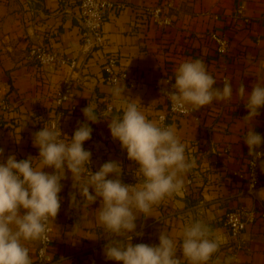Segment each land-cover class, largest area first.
Returning <instances> with one entry per match:
<instances>
[{"label": "crops", "instance_id": "obj_1", "mask_svg": "<svg viewBox=\"0 0 264 264\" xmlns=\"http://www.w3.org/2000/svg\"><path fill=\"white\" fill-rule=\"evenodd\" d=\"M108 1L117 5L106 11L102 49L85 57L78 53L81 27L77 0H0V100L9 106L8 111L0 109V162L9 155L17 160L38 157L34 134L48 127L61 82L71 75V97L59 121L64 141L69 142L80 124L87 122L92 133L83 148L91 152V168L96 172L105 162L117 161L122 165L121 181L131 180L139 186L143 178L108 127L107 120L122 115L123 100L103 82L101 52L114 55L118 66L139 81L138 89L126 88L123 95L138 99L140 110L155 123L157 115L166 109L159 91L164 79L175 78L182 62L201 59L217 81L215 88H223V79L231 81L233 97L201 108L200 123L191 117L174 120L172 127L185 146L191 167L183 174L179 191L153 205L151 216L137 219L141 242H130L158 246L160 233L167 230L179 245L184 227L201 220L222 241L208 264H264V225L260 219L242 234V250L236 249L222 224L224 214L231 210L245 208L257 215L264 211V193L262 198L259 195L264 190V171L260 186L252 194L241 178L249 156L244 138L252 127L243 119L248 115L244 106L247 91L253 84L264 85V0ZM163 2L172 6L171 25L159 28L144 9ZM238 7L243 8L247 23L233 20ZM212 32L226 35L227 54L216 53L209 38ZM35 45L77 58L79 66L75 70L38 67L26 58L28 49ZM241 83L246 89L244 99L235 92ZM88 104L95 106L100 118L96 123L86 121L83 115ZM107 106L112 111L106 112ZM258 111L253 122L255 132L264 129V106ZM43 171L47 173L48 168ZM61 184L60 209L51 225L52 257L61 264H118L105 256L108 233L96 219L100 200L89 206L74 205L73 194L77 201L82 198L67 170ZM74 211L79 212L77 223L70 219ZM25 246L33 258L38 241L26 242ZM235 252L238 260L233 262L230 257ZM176 258L183 259L180 249Z\"/></svg>", "mask_w": 264, "mask_h": 264}, {"label": "clouds", "instance_id": "obj_2", "mask_svg": "<svg viewBox=\"0 0 264 264\" xmlns=\"http://www.w3.org/2000/svg\"><path fill=\"white\" fill-rule=\"evenodd\" d=\"M216 83L203 60H186L176 68L174 83L167 82L165 85L170 84V88L162 90L174 110L198 111L214 101L233 97L230 80L223 81L222 89L215 88ZM125 89L121 81H114L112 93L123 100L122 115L107 120L108 127L112 138L126 151L127 158L138 164L136 173L143 178L142 183L139 186L122 183V165L117 161L105 162L96 172L88 171L91 152L85 150L83 144L91 138L92 129L87 122L80 124L69 142L60 138L62 132L55 123L44 126L33 137L34 146L39 148L38 157L18 161L15 155H9L6 161L0 162V264H33L25 246L30 241L43 245L40 256L47 261L48 223L59 212V193L66 170L71 173L73 188L82 198L77 201L73 194L74 205L89 206L100 200L96 219L108 233L104 249L107 259L118 264H208L219 251L222 241L201 220L184 227L179 245L167 230L160 233L158 246L130 242L133 234L140 235L136 232L137 219L151 216L153 205L183 187L182 177L191 163L174 127L148 120L138 106L139 100L123 95ZM235 92L244 99V84L241 83ZM244 106L248 115L243 119L252 123L244 143L249 156L258 158L264 152L255 149L264 140L254 131L253 122L264 106V85L251 86ZM82 111L86 121L96 123L100 120L94 105L88 104ZM2 154L0 149V156ZM36 158H39L38 163L34 164ZM45 168H52L54 172L46 173ZM110 176L113 178L109 179ZM262 193L264 190L259 193L261 198ZM178 249L182 251V260L176 258Z\"/></svg>", "mask_w": 264, "mask_h": 264}, {"label": "built area", "instance_id": "obj_3", "mask_svg": "<svg viewBox=\"0 0 264 264\" xmlns=\"http://www.w3.org/2000/svg\"><path fill=\"white\" fill-rule=\"evenodd\" d=\"M79 9V24L81 27L80 34V45L78 53L82 56H87L94 51H101L104 42L103 24L106 11L114 8L117 4H114L108 0H77ZM171 4L169 2H163L157 6L146 7L144 11L150 16L153 22L159 28H166L171 25V16L169 11L171 9ZM235 21L242 19L247 23L246 18L243 14V8L238 7L233 15ZM212 43H214L216 53L219 55H225L228 52L229 41L226 35L212 32L209 35ZM26 58L29 62H32L38 67H51V68H62L68 67L71 70H75L79 66V60L77 58H67L63 56L57 50H49L42 45H35L28 49ZM101 58L103 61V82L109 86L113 87L114 81H121L123 85L129 90H136L139 87V81L128 74L125 69L118 66L117 58L114 55H109L101 52ZM225 79H223L224 81ZM167 82L174 83V77L167 76L162 85L159 88L160 94L166 102L165 112L157 115L156 122L162 126H172L175 119L178 118H188L191 117L195 122L200 123L201 114L198 111L189 110L188 112H181L179 110H174L168 95L162 89L170 88V84ZM74 80L72 76L64 78L61 82L59 92L54 100L53 107V117L48 122V126L55 123L59 129V121L63 114L64 105L69 102ZM0 109L3 111H8L9 106L5 100H0ZM112 111L111 106H107L106 112ZM62 132V130H61ZM264 140V129H260L256 132ZM62 140L63 134L60 137ZM257 152H264V143L260 147L256 148ZM254 160V165H253ZM135 170L138 169V164L133 162ZM262 165H264V155L258 158L248 156L246 171L241 178L246 181V190L249 194H252L261 184V179L263 176ZM88 171L95 172L91 166ZM54 169L48 168L49 174H52ZM127 185H133L132 181L122 182ZM190 183V182H189ZM75 223L79 220V212L74 211L70 217ZM258 219L261 220L264 225V211L258 215L253 211L245 208H240L237 210H231L224 214L222 219V224L226 228L229 238L235 243L237 250H242L244 246L241 243V236L249 225L254 224ZM52 220L48 223V237L49 241L47 244V261L42 260L40 256V249L43 245L38 241V246L35 252V256L32 259L33 264H61L56 261L51 254L52 249ZM139 233V232H137ZM264 236V234H263ZM132 240L141 242V235L133 234ZM230 260L235 262L238 260V254L232 253Z\"/></svg>", "mask_w": 264, "mask_h": 264}, {"label": "trees", "instance_id": "obj_4", "mask_svg": "<svg viewBox=\"0 0 264 264\" xmlns=\"http://www.w3.org/2000/svg\"><path fill=\"white\" fill-rule=\"evenodd\" d=\"M23 159H27V158H19L18 161H19V160H23ZM34 164H35V160H34Z\"/></svg>", "mask_w": 264, "mask_h": 264}]
</instances>
